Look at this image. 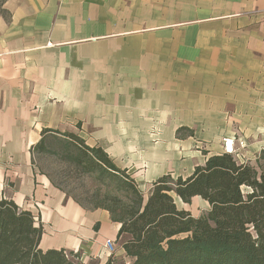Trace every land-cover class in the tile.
<instances>
[{
    "label": "crops",
    "instance_id": "obj_1",
    "mask_svg": "<svg viewBox=\"0 0 264 264\" xmlns=\"http://www.w3.org/2000/svg\"><path fill=\"white\" fill-rule=\"evenodd\" d=\"M5 8L0 195L41 224V250L63 249L77 264L129 263L109 212L54 186L31 147L43 128L73 132L146 198L157 177H187L222 152V137L236 131L228 123L244 131L242 118L264 114V0H7ZM182 127L192 134L178 136ZM174 201L194 217L209 210L199 196L191 202L202 214Z\"/></svg>",
    "mask_w": 264,
    "mask_h": 264
},
{
    "label": "trees",
    "instance_id": "obj_2",
    "mask_svg": "<svg viewBox=\"0 0 264 264\" xmlns=\"http://www.w3.org/2000/svg\"><path fill=\"white\" fill-rule=\"evenodd\" d=\"M176 133L192 131L182 127ZM52 144L80 171L107 181L87 198L88 209H105L119 224L117 239L131 258L126 264H264V164L257 168L224 152L209 155L185 178L157 177L145 199L126 170L73 132L43 128L31 147L32 163L34 153ZM194 196L209 204L198 217L174 201L189 203ZM42 231L30 211L0 195V264H77L63 249L41 250ZM103 264H113L112 258Z\"/></svg>",
    "mask_w": 264,
    "mask_h": 264
},
{
    "label": "rangeland",
    "instance_id": "obj_3",
    "mask_svg": "<svg viewBox=\"0 0 264 264\" xmlns=\"http://www.w3.org/2000/svg\"><path fill=\"white\" fill-rule=\"evenodd\" d=\"M6 1L0 0V16L3 17L7 15ZM224 119L226 120L227 118ZM242 119L245 124L247 123L244 131L241 126H238V123L241 124V122L235 121V127L234 123H228L230 128L236 129L233 136H230L234 138L235 142L236 154L234 157L238 161L249 162L258 168V165L264 164V114ZM182 134H184V131ZM33 163L38 170L49 176L67 196L72 199L75 198L85 208L91 207L87 198L98 190L102 192L107 183V181H99L96 173H83L76 168L67 158H64L63 149L56 144L48 145L44 152L34 153ZM143 197L146 199L145 194H143ZM176 203L179 207L183 206L177 198ZM187 204L188 208L196 214L204 213L202 207L191 202V200ZM112 260L113 264H124L122 259L115 256H113Z\"/></svg>",
    "mask_w": 264,
    "mask_h": 264
},
{
    "label": "built area",
    "instance_id": "obj_4",
    "mask_svg": "<svg viewBox=\"0 0 264 264\" xmlns=\"http://www.w3.org/2000/svg\"><path fill=\"white\" fill-rule=\"evenodd\" d=\"M221 147H222V152L224 153H230L233 155L236 154L235 142L233 137L230 136L223 137ZM105 247L107 248L109 254L114 252L112 241L107 240L105 242Z\"/></svg>",
    "mask_w": 264,
    "mask_h": 264
}]
</instances>
